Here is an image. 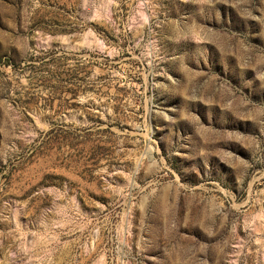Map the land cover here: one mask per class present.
Here are the masks:
<instances>
[{"label": "rangeland", "instance_id": "obj_1", "mask_svg": "<svg viewBox=\"0 0 264 264\" xmlns=\"http://www.w3.org/2000/svg\"><path fill=\"white\" fill-rule=\"evenodd\" d=\"M0 264H264V0H0Z\"/></svg>", "mask_w": 264, "mask_h": 264}]
</instances>
